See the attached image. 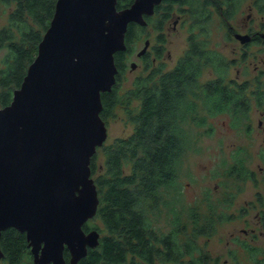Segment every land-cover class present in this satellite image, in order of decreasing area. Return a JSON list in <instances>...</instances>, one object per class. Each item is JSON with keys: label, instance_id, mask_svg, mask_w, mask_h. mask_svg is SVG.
I'll return each instance as SVG.
<instances>
[{"label": "water", "instance_id": "water-1", "mask_svg": "<svg viewBox=\"0 0 264 264\" xmlns=\"http://www.w3.org/2000/svg\"><path fill=\"white\" fill-rule=\"evenodd\" d=\"M118 1L57 0L36 57L0 107V239L8 227L26 232L33 264H66V248L68 264H80L100 243L84 224L100 204L91 161L108 137L102 92L117 81L129 23L145 24L162 0Z\"/></svg>", "mask_w": 264, "mask_h": 264}, {"label": "trees", "instance_id": "trees-1", "mask_svg": "<svg viewBox=\"0 0 264 264\" xmlns=\"http://www.w3.org/2000/svg\"><path fill=\"white\" fill-rule=\"evenodd\" d=\"M14 1L16 8L10 14L9 25L0 27V47H7L0 68V107L11 102L14 89L21 85L29 64L36 57L57 0ZM133 1L119 0L118 8L129 6ZM244 1L165 0L166 4L158 8L161 16L168 19L177 9L187 16L189 46L185 54L174 68L164 72L162 66L152 64L150 72L138 77L135 87L125 93L120 94L116 88L120 77L111 91L102 92L101 115L105 120L113 115L118 104L128 107L133 98H138L140 103L136 111L128 107L134 122L133 132L101 146L105 154L103 170L96 167L97 152L92 157V174H96L100 195L95 217L101 218L103 227L96 223L90 225L99 228L102 237L99 245L90 248L80 260L81 264H140L139 258L151 260L154 256L188 254L195 248L189 242L190 235L183 242L164 235L160 237L150 223L148 210L155 204L154 200L161 198L178 180L189 139L184 125L189 121L206 124V116L197 112L198 104L191 94L199 95L197 92L204 89L199 78L211 54L206 37L213 20L216 14L229 16L234 13ZM142 28L139 23H129L127 52L141 36ZM115 59L117 65L123 67L124 50L117 51ZM225 101L231 108L237 100L229 96ZM187 230V224L186 228L178 225L175 233L182 234ZM205 232L206 222L200 223L196 218L191 234L197 236ZM2 236H10L3 246L11 256L12 264H20L26 252L21 240L24 235L13 227L3 231Z\"/></svg>", "mask_w": 264, "mask_h": 264}, {"label": "rangeland", "instance_id": "rangeland-1", "mask_svg": "<svg viewBox=\"0 0 264 264\" xmlns=\"http://www.w3.org/2000/svg\"><path fill=\"white\" fill-rule=\"evenodd\" d=\"M251 3H253V0H247L244 3L242 7L243 16L239 17V23H243V17L252 11L250 8ZM15 8L16 2L14 0H0V27L9 25L10 14ZM254 15L261 17L264 15V12L257 11L254 12ZM176 17L177 14L173 17V19ZM173 21L174 20H171L169 23H166L165 30L161 33L156 28L158 24L157 19H154L152 26L147 28V35L151 39V55L148 59V62H150L148 66L152 65L151 59L153 56H157L156 51L154 50L156 45L162 47L160 50L162 53L160 57L156 59V63L154 65L162 66L163 69L173 68L178 58L183 55L185 50H187V36L189 32L187 23L184 24L183 21H181L174 25ZM236 21L237 20H234L233 23L235 24ZM153 27L156 29L154 30ZM225 28L226 27L223 26L222 16L220 14H216L211 29L213 44H217L219 48L222 46L223 50L228 53V56H233L235 54L233 52V48H238L239 46L237 41L235 42L233 39L226 41ZM239 30L241 29L239 28ZM144 43V39L136 40L133 42L131 50H129L127 69L122 73L117 88V91L120 94L133 89L135 87L136 79L140 76H146L151 70V67L148 69L145 68V60L138 58L137 52L142 49ZM6 52V46L0 47V68L4 64L3 59ZM132 61H137V63H139V66L135 70H132L131 68L130 64ZM242 71V68H238V64L236 63L229 67L227 74L229 77H234L237 76L239 72L242 73ZM206 72L207 71H204V74L201 77L202 82L206 81V78L211 75ZM249 76L252 75L249 74ZM197 101V112H199L200 115H204L205 109L203 108V103L200 98H197ZM139 103L140 100L138 98H133L128 107L130 110L136 111L139 107ZM128 107L123 104H118L114 109L113 115L108 116L106 119V123L108 125V137L105 144L113 142L117 137L126 136L133 132L134 122L130 119ZM211 121L216 129L214 135L207 134L206 125H198L193 121H189L184 125L186 130L185 133L189 136V139L186 152L181 162L178 180L174 186L164 192L165 194L161 195V198L154 200L155 204L148 210L149 220L151 221L150 223L160 234L169 233L175 225L184 226L186 228L187 224V232L182 233L180 236L177 234L180 242H183L187 237L189 238V235H191L196 218L200 219V223H205V217L206 219L208 218V215L206 216L208 211L207 202L210 201V199H213L214 201L220 202L219 205L220 208L225 211L224 214L234 213L235 218L233 217L232 220H228L224 219L225 215H222L224 217V221L218 226V231L214 236L215 238L210 242V245L207 246L205 235L198 236L199 247L195 254L191 255L198 256L200 252H205V249L207 250V248L208 252L211 248L212 252L216 250L213 252L214 255H217V252L220 251H222L223 254H226L227 250L234 247L232 243H228L231 238V234L237 230H241L243 227L250 228L251 226H256L257 229L255 232L257 234L260 233V236L257 237L256 243L254 244L258 245L257 247L261 250H264V229L260 227V225L262 226L260 220L263 217L260 214H257L258 209L264 210V183L262 181L259 185H255L252 181H247L245 184L242 183L243 190L241 191L242 194L239 195V199H242L246 205L250 204L252 207L254 206V209H251L249 212H245L242 217H238L236 212H234V208H236V206H241L240 203L229 206L228 209H224L225 205L220 199L222 197L223 201H225L229 192L232 193L236 188L234 183L239 181L240 183L242 182V179H236V176L229 177L230 174L236 172V169L234 168V151L229 148L227 144L242 142V144L246 145L245 147L251 151L248 159H246V164L258 168L261 164L259 163L260 160L257 157V154L254 153V150L258 148V145L264 144V133L256 131L254 138L251 137L250 142L248 140V136L246 135V131L244 130L247 126L245 125L243 127V131H239L238 128L232 124L234 120L230 116L214 117ZM241 122H243V120H241ZM221 145L225 148L223 149ZM104 163L105 154L101 147L96 153V167L99 170H103ZM240 167L243 166L240 165ZM259 170L257 169V171ZM261 174L260 177L262 178L264 174ZM92 176L95 178L96 174H92ZM240 177H242V174ZM237 202H239V200ZM90 223H96L100 225L101 228L103 227L102 220L98 216L94 217ZM251 237L252 234L246 238L252 241ZM255 255L256 253L251 256L250 252L248 253L245 251L244 264H258L256 262ZM26 259H22L20 264H31ZM1 264L4 263L2 262ZM156 264H188V262H158Z\"/></svg>", "mask_w": 264, "mask_h": 264}, {"label": "flooded vegetation", "instance_id": "flooded-vegetation-1", "mask_svg": "<svg viewBox=\"0 0 264 264\" xmlns=\"http://www.w3.org/2000/svg\"><path fill=\"white\" fill-rule=\"evenodd\" d=\"M247 0H245L240 7L235 10L234 13H231L229 16L222 13V20H223V26H225V36L226 41L227 40H235L237 41L238 48H233V52L235 53L233 56H228V53L223 50V47L220 48L217 46V44H213L212 41V30L208 32V36L206 37V43H207V49L211 52L210 55H208V58L206 59V66L203 69V72L199 78V84L203 85L204 87L203 91L199 90L197 93L199 95L191 94L192 100L195 102V104H198L197 98H200L202 103H205V116H206V132L209 135H214L216 132V129L214 128V124L211 121L214 117L218 116H230L234 122L232 123L235 127L238 128L239 131H243V127L246 125L247 128L244 129L246 131V135L248 136V140L251 142V137L254 138L256 131L263 132L264 133V15L261 17H258V15H254V12H264V0H253V3H251V9L252 11L243 17V23H239V17L242 15V7L244 3ZM166 4L165 0H162L160 3L155 5V10L152 14H145L146 23L140 24L143 28L141 31V36L138 38V40L144 39L145 43L143 47L146 46V42L149 41L147 48L145 52L142 54H139V50L137 52L138 58L145 60V68L148 69L152 65L148 66L150 62H148V59L150 57V46H151V39L147 35L148 31L147 28L149 26H152L154 23V19H157V30L161 33L164 32L166 23H169L171 20L173 21V24H178L179 22L183 21L184 24H186V14L179 11L178 9L175 10L171 16L166 19L164 16L160 15L159 6ZM177 14V17L173 19V17ZM165 19V20H164ZM159 20V21H158ZM234 20H237L234 24ZM237 25V26H236ZM154 28V27H153ZM154 28V30L156 29ZM239 28L241 30H239ZM161 29V30H159ZM189 32L187 36V48L189 46ZM161 38V37H160ZM127 43V42H126ZM142 47V48H143ZM127 48L124 50V59H123V67L118 66V73H117V81L114 85V87L118 83V79L122 76V73L126 71L127 65H128V59H129V52H127ZM162 47L159 45H156L154 50L156 51L157 56H153L151 59V64L156 63V59L160 57L162 51H160ZM120 51V50H119ZM186 52V50H185ZM183 53V55L185 54ZM181 55L178 60L183 56ZM230 58V59H229ZM177 60V62H178ZM116 61V59H115ZM136 62L137 61H132ZM131 62V68L132 70H135L139 63L136 64L135 67H132ZM176 62V64H177ZM238 64V68H242V73L239 72L237 76L229 77L227 74V71L229 67L233 64ZM117 64V62H116ZM175 64V65H176ZM174 65V66H175ZM252 67V68H251ZM174 68V67H173ZM172 69V68H170ZM170 69H163L162 72ZM150 70V69H149ZM204 71H207L209 73V77L206 78V81L202 82L201 77L204 74ZM150 72V71H149ZM206 72V73H207ZM251 74L252 76H249ZM244 75V76H243ZM243 77V78H241ZM119 85V83H118ZM118 85L116 88H118ZM113 87V88H114ZM229 96L233 98V100H237L235 104H232L231 108L226 104V99L228 100ZM195 111V110H194ZM243 120V122H241ZM257 121V122H256ZM256 122V123H255ZM229 148H231L234 151L233 159L235 162L234 168L236 169L235 173H232L229 175V177L236 176V179L241 178L242 182L240 183H234L236 185V188L232 193L229 192L228 196L226 197L225 201L222 200V203L225 205L224 209H228L229 206L236 205L240 203L241 206H236L234 208V212L238 215V217H242L245 212H249L251 209H254V206L252 207L250 204L246 205L242 199H239V195L242 194V183L245 184L247 181H252L255 183V185H259L262 181L264 183V175L262 178L260 177V174H264V144L258 145L257 149L254 150V153L257 154V157L260 160V170L259 167L255 168L254 166L247 165L246 159H248L250 152L246 145L242 144V142H238L236 144H227ZM221 147L224 149L225 147L221 145ZM263 163V164H262ZM242 165L243 167H240ZM257 169L259 171H257ZM243 172V173H242ZM242 174V177H240ZM262 175V174H261ZM248 179V180H246ZM246 180V181H245ZM221 184V183H220ZM171 188V187H170ZM260 194V193H258ZM239 200V202H237ZM219 201H214L213 199H210V201L207 202V213L208 218L205 217L206 222V232L204 234L206 239L207 246L210 245V242L215 238V234L218 231V226L222 224L221 222L224 221V219L232 220L233 217L235 218L234 213H228L224 214L225 211L220 208ZM223 207V205H222ZM221 210V211H220ZM258 215L260 214L263 218L260 220L262 223L261 228L264 229V210L258 209ZM225 215V218L223 216ZM95 217V216H94ZM93 217V218H94ZM93 218H90V221L88 220L85 224L86 228L84 229L86 231H90L91 229H94L95 227H92L93 225H90V222ZM224 218V219H223ZM225 220V221H228ZM84 224V226H85ZM252 227V226H251ZM250 227V228H251ZM13 228V227H8ZM15 228V227H14ZM178 228V225H175L169 233L167 234H160L158 232V235L162 237L163 235L166 237H170L175 241H180L179 237L176 235L175 229ZM246 228L243 227L241 230H237L236 232H233L231 234V238L228 241V243L233 244V248L226 251V254H223L222 251L217 252V255H214L212 248L208 252L205 249V252H200L198 256H194L191 254H195L196 250L198 249V236L191 234L190 235V244L195 245V248L189 252L188 254H177L168 256V257H162V256H154L151 260L148 258L141 259L140 264H156L158 262H173V263H183L188 262V264H244V252H250L251 256H253L255 253V259L258 264H264V250H261L258 245H255L257 237L260 236V233H256L257 227ZM7 229L3 230L6 231ZM100 231L99 228H96ZM18 230V229H17ZM261 230V229H260ZM2 231V233H3ZM19 231V230H18ZM158 231V230H157ZM24 235V238L21 240L24 243L26 252H24L23 259H26L29 263L33 264L34 256L31 250V247L28 244L27 234L26 232H21ZM102 237V231H100ZM14 234V233H13ZM179 234V233H178ZM252 234V241L248 240L246 237ZM254 234V235H253ZM181 234H179L180 236ZM1 235L0 239V246L3 252V255L0 258V264L3 262L4 264H12V258L5 251V247L3 246V243L5 240H9L10 236H5L6 238H2ZM197 237V238H196ZM196 238V239H195ZM99 245V244H98ZM97 245V246H98ZM163 246V244L161 243ZM95 248V247H94ZM210 248V247H209ZM67 249V248H66ZM65 249V250H66ZM90 249V248H89ZM69 253L70 258V252L67 249L66 250ZM89 251V250H88ZM261 254V255H260ZM65 255V251H64ZM261 256V257H260ZM66 258V257H65ZM69 258L67 260L69 261ZM138 259V257H137ZM81 264V263H80Z\"/></svg>", "mask_w": 264, "mask_h": 264}]
</instances>
